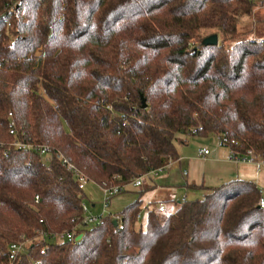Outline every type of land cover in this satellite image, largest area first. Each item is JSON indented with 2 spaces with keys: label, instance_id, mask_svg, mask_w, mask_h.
<instances>
[{
  "label": "trees",
  "instance_id": "16d2710c",
  "mask_svg": "<svg viewBox=\"0 0 264 264\" xmlns=\"http://www.w3.org/2000/svg\"><path fill=\"white\" fill-rule=\"evenodd\" d=\"M256 5L0 0V264H264V190L252 180L149 209L144 227L145 177L118 215L82 221L85 184L124 192L179 157L180 135L264 159V39L241 28ZM214 33L219 44L205 45ZM71 230L82 238L56 237Z\"/></svg>",
  "mask_w": 264,
  "mask_h": 264
},
{
  "label": "crops",
  "instance_id": "0c3cea01",
  "mask_svg": "<svg viewBox=\"0 0 264 264\" xmlns=\"http://www.w3.org/2000/svg\"><path fill=\"white\" fill-rule=\"evenodd\" d=\"M261 5L264 2H257ZM257 7V6H256ZM255 39H264L256 37ZM212 136L180 135L177 140L179 157L171 166L158 175L150 176L144 185L150 186L142 196V210L139 220H147L149 209L164 204L167 209H176L180 202L197 199L203 196L208 188L222 185L231 180L241 178L256 182L264 190V168L253 163L239 162L231 158V150L219 143ZM204 150H208L207 154ZM138 186L130 184L124 192L114 196L107 209L104 206V192L95 183L85 184V192L92 205L90 212L101 215L111 213L118 215L127 205L134 202L139 194ZM264 193V192H263ZM100 203L102 209L98 213L93 208Z\"/></svg>",
  "mask_w": 264,
  "mask_h": 264
},
{
  "label": "built area",
  "instance_id": "2783aa9c",
  "mask_svg": "<svg viewBox=\"0 0 264 264\" xmlns=\"http://www.w3.org/2000/svg\"><path fill=\"white\" fill-rule=\"evenodd\" d=\"M250 1H253L256 3L258 1L264 2V0H250ZM10 115H11V117H13L12 113H10ZM10 128H11V133H13V134L17 133V125H16V122L13 118L11 119ZM191 131L196 132V128H192ZM16 144L20 147H29V145H27L23 142H17ZM40 151H41V154H47L50 152V147L48 145H43L40 147ZM208 152H209L208 150H204L205 154H207ZM58 156L63 160L64 163H66L68 165L69 170H73L78 175L80 174L79 170H77V168L74 166V164L68 162L67 159L61 153L58 154ZM231 158H233L234 160L239 161V162L253 163L258 168H264V159L263 158H254L253 153L251 151H249L246 155L241 156V157H236L231 153ZM172 162L173 161H170L165 166H162L156 170H152V171L146 173L145 175L137 177L133 182L134 185L141 186L143 184V179L145 177L158 175L160 172L168 169L171 166ZM48 169H50V167H48ZM81 180H83L82 186H84L86 181L83 178H81ZM101 188H102L104 195H105L104 206H105V209H107L110 205V201H108L107 198L119 194L122 189L119 185L107 186L106 184L102 185ZM38 199H39V197H37V200ZM259 204H260V206L264 207V197H262L260 199ZM83 209H84V216L82 217V221L84 223L89 224V223L94 222V221L95 222L99 221L101 215L92 214L86 203L83 204ZM160 210L161 211L165 210V206L162 203L160 204ZM140 216H141V214H138V219L140 218ZM75 232H76L75 230L62 232V233L56 235V237L59 238L60 240H64V239L76 240L77 234ZM30 242H31L30 239H28L26 237H22L21 239L12 243L10 246V252H9L10 259L12 260V259L17 258V256L20 253H22L26 250V248L30 244ZM44 252H45V249H42V253H44Z\"/></svg>",
  "mask_w": 264,
  "mask_h": 264
},
{
  "label": "rangeland",
  "instance_id": "374dc122",
  "mask_svg": "<svg viewBox=\"0 0 264 264\" xmlns=\"http://www.w3.org/2000/svg\"><path fill=\"white\" fill-rule=\"evenodd\" d=\"M256 6L257 7L255 8L253 14L245 17L243 23L241 24V28L242 30L252 29L251 33L253 32V35H255L256 37H264V4L261 5L257 3ZM211 138H215V137L212 136ZM86 203L89 204L90 206L92 205L89 198H86ZM101 209H102V205L98 203L97 206L93 208V212L98 213L101 211ZM141 225L145 227L146 225L145 217L139 221V226Z\"/></svg>",
  "mask_w": 264,
  "mask_h": 264
},
{
  "label": "water",
  "instance_id": "95a60500",
  "mask_svg": "<svg viewBox=\"0 0 264 264\" xmlns=\"http://www.w3.org/2000/svg\"><path fill=\"white\" fill-rule=\"evenodd\" d=\"M203 43L205 45H218L219 44V36L218 34L214 33L211 34L209 36H207L206 38H204ZM143 105L144 107H146V100L143 98ZM115 223H117V221L115 220ZM83 234H79L76 238V240H80L82 238Z\"/></svg>",
  "mask_w": 264,
  "mask_h": 264
}]
</instances>
